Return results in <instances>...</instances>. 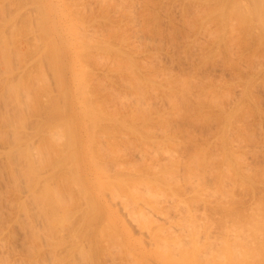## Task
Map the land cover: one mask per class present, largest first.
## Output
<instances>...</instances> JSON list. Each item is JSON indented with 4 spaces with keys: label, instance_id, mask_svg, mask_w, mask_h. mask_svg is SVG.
I'll use <instances>...</instances> for the list:
<instances>
[{
    "label": "rangeland",
    "instance_id": "374dc122",
    "mask_svg": "<svg viewBox=\"0 0 264 264\" xmlns=\"http://www.w3.org/2000/svg\"><path fill=\"white\" fill-rule=\"evenodd\" d=\"M38 2L0 0V261L264 264V0Z\"/></svg>",
    "mask_w": 264,
    "mask_h": 264
},
{
    "label": "bare ground",
    "instance_id": "6f19581e",
    "mask_svg": "<svg viewBox=\"0 0 264 264\" xmlns=\"http://www.w3.org/2000/svg\"><path fill=\"white\" fill-rule=\"evenodd\" d=\"M39 2L46 3L47 5L51 4L50 0H39ZM39 2H38V4H39ZM37 7H38V5H37ZM6 38L7 37H5L4 35H1L0 43H2V44H0V51H1L0 55L3 58L4 66L8 68L9 61H10V58H11L10 57L11 56V51H10V47H9V43H8L9 40H7ZM7 68H6V70H8ZM6 73H8V71ZM13 84L7 86L8 89H6V90H7V93L9 92L10 95H13L12 98H11L12 103L15 105V108L20 113L22 108L24 109V103L22 102L19 89L16 87V85H13ZM9 94H8V96H9ZM8 98L9 97H7V99ZM23 113L24 112H22V114ZM20 115H21V113H20ZM22 125H23V123H22ZM29 167H31V166H29ZM32 167L34 168L33 165H32ZM34 169H36V168H34ZM30 171H29V173L32 172V171L31 172ZM37 172H38V170H37ZM36 174H34L33 178L30 176L31 178L29 177V179L27 180V181H29L28 184H27L28 187H29L28 190L31 193V196H32V199L34 200V203L36 204L35 206H37V208H38V209L37 208L36 209L41 214L40 217H42V219H44V222L47 225H50L56 232H58V230L55 228V222L60 216H64L66 214L67 210L69 211V209L66 207L67 204H66V202H64L65 200L56 202L55 199L52 197V194H51L52 191H51V188H50V182L48 183V180L46 181V180L41 179L43 181H39V182L35 181L37 179V178H35ZM82 179H83V181L87 180V178L84 175H82ZM96 212H97V215H96L95 219L92 220V221H87L86 222L87 226L88 225H93L90 222H94L97 225L98 223H101L103 221V218L105 217V206H104L103 202L97 201V203H96ZM55 236H56L55 232H52L50 234V243L53 246L52 250H53L54 254H56L55 251L58 248V244H59V246L61 245L60 242L59 243L57 242V240L55 239ZM54 249H55V251H54ZM59 249H61V248H59ZM74 249L76 250V248H74ZM74 249L72 248L71 250L69 249L70 251H68L70 254H72L70 257H67L66 261H68V264H88L87 261H85V262L83 261L85 259L84 258L82 259V254L79 257L80 262L79 263L77 262L78 261L77 258H75V256H73L75 254V251H73ZM2 252H3V250H2ZM54 262H56V263H59V262L60 263H64L65 262V257L63 258V257L55 255ZM0 264H4V261H0Z\"/></svg>",
    "mask_w": 264,
    "mask_h": 264
}]
</instances>
